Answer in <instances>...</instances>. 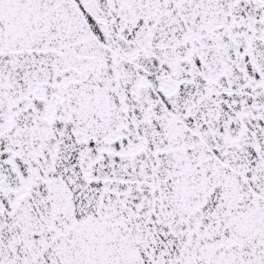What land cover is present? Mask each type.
<instances>
[{"label": "snow or ice", "instance_id": "snow-or-ice-1", "mask_svg": "<svg viewBox=\"0 0 264 264\" xmlns=\"http://www.w3.org/2000/svg\"><path fill=\"white\" fill-rule=\"evenodd\" d=\"M0 264H264V0H0Z\"/></svg>", "mask_w": 264, "mask_h": 264}]
</instances>
